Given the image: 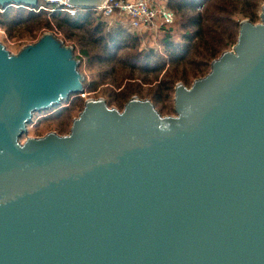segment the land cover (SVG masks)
Here are the masks:
<instances>
[{"label": "water", "instance_id": "95a60500", "mask_svg": "<svg viewBox=\"0 0 264 264\" xmlns=\"http://www.w3.org/2000/svg\"><path fill=\"white\" fill-rule=\"evenodd\" d=\"M260 14L205 78L177 85L175 116L91 100L67 136L27 137L36 114L85 93L74 50L51 34L18 55L0 41V264H264Z\"/></svg>", "mask_w": 264, "mask_h": 264}, {"label": "trees", "instance_id": "16d2710c", "mask_svg": "<svg viewBox=\"0 0 264 264\" xmlns=\"http://www.w3.org/2000/svg\"><path fill=\"white\" fill-rule=\"evenodd\" d=\"M165 2L175 13L176 22L163 27L157 37L88 11L72 17L44 1L40 5L46 10L39 13L23 7L2 9L0 28L7 40L17 42L37 41L48 31L63 35L79 48L77 60L81 64L101 68L97 75L85 78L83 89L87 95L101 97L110 108L117 106L122 110L134 98L149 100L163 116L165 111L175 108L177 85L188 87L205 78L213 62L236 46L242 22H260L264 0ZM109 21L115 24L110 25ZM159 38L164 56L141 47L143 40ZM101 87L104 88L100 91ZM76 98L79 102L73 107L83 102L79 95ZM70 119L71 114L65 116L66 121Z\"/></svg>", "mask_w": 264, "mask_h": 264}, {"label": "rangeland", "instance_id": "374dc122", "mask_svg": "<svg viewBox=\"0 0 264 264\" xmlns=\"http://www.w3.org/2000/svg\"><path fill=\"white\" fill-rule=\"evenodd\" d=\"M159 1L165 3V0H159ZM40 4L44 5L43 0H40L38 9H31V11H35L37 13H39L41 11H45L46 8L41 7ZM263 5H264V3L262 4V6ZM53 8H56V6H53ZM57 9H59V8L57 7ZM0 12L3 13V10L1 8H0ZM260 13H261V9L259 12V16L261 15ZM109 23H110V25L115 24L113 21L112 22L109 21ZM116 23H120V21H118ZM259 23L260 22H258L257 24H259ZM45 34L53 35L57 40L61 41L66 47L72 48L74 50V57L76 59H78L80 57L79 56V48L73 42L67 41L63 35L57 34L54 31L52 33H50L48 31V32L44 33V35ZM41 38H39V40H37V41L23 40L21 42H17L16 40H7V38L5 36V31L1 30V28H0V41L7 47V49L13 55H18L26 47L35 45L36 43H38V41H40ZM175 39L179 40L178 37H175ZM152 40L153 41H151L150 39L143 40L141 47L143 49H147V50L154 49L156 51V53L159 55V57L164 56V47L162 46V44L158 43L160 38L159 39H152ZM80 61H79V63H80L79 64V72H80V75L84 78V80H85V78H92L94 75H97V73L101 69V68L94 66V65H92L91 67H88L87 64H85L84 62L81 64ZM91 83H93V82H91ZM192 85H189L187 88H191ZM103 88L104 87H101L100 91ZM84 95H86L85 98H82V96H81V99L83 100V102H81L80 104L78 103L75 107H73V105L75 103L79 102L78 99L76 98L77 96L71 97L70 100L68 101V103L65 102L60 108L56 109L55 111L50 110L47 112L36 114V116L33 119L32 125L29 127L27 137H29V138H42V137H44L48 134H51V133H56V134L61 135V136L69 135L71 132V129L73 127L74 121L80 116V114L84 110L86 104L91 100L92 101H99L100 99H103V98L97 97L93 94L87 95V93H86ZM65 108H68V111H64ZM114 108L122 111V109H120L117 106H115ZM172 108H173V110L165 111L163 113V116L164 117L175 116L174 115L175 114V112H174L175 108L171 107L170 109H172ZM69 114H71V119H70V121H66L65 116H67ZM68 126H69V128H68ZM27 137L25 136L23 138L22 142H25L27 140Z\"/></svg>", "mask_w": 264, "mask_h": 264}, {"label": "built area", "instance_id": "2783aa9c", "mask_svg": "<svg viewBox=\"0 0 264 264\" xmlns=\"http://www.w3.org/2000/svg\"><path fill=\"white\" fill-rule=\"evenodd\" d=\"M43 1L47 4L57 5L72 17H76L79 12L88 11L98 18H115L122 22H128L134 30L150 32L155 37L163 27H171L176 22L175 13L169 9L167 4L159 0H106L103 6L91 10L75 9L67 4L66 0ZM84 94L81 95L82 98L86 97Z\"/></svg>", "mask_w": 264, "mask_h": 264}, {"label": "bare ground", "instance_id": "6f19581e", "mask_svg": "<svg viewBox=\"0 0 264 264\" xmlns=\"http://www.w3.org/2000/svg\"><path fill=\"white\" fill-rule=\"evenodd\" d=\"M52 5V4H51ZM124 23H128V22H124Z\"/></svg>", "mask_w": 264, "mask_h": 264}, {"label": "flooded vegetation", "instance_id": "af4514ba", "mask_svg": "<svg viewBox=\"0 0 264 264\" xmlns=\"http://www.w3.org/2000/svg\"><path fill=\"white\" fill-rule=\"evenodd\" d=\"M165 4H166V2H165ZM168 6V5H167Z\"/></svg>", "mask_w": 264, "mask_h": 264}]
</instances>
